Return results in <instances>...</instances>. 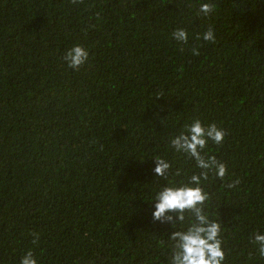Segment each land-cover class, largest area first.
Returning a JSON list of instances; mask_svg holds the SVG:
<instances>
[{"label": "trees", "instance_id": "obj_1", "mask_svg": "<svg viewBox=\"0 0 264 264\" xmlns=\"http://www.w3.org/2000/svg\"><path fill=\"white\" fill-rule=\"evenodd\" d=\"M197 119L209 169L173 144ZM194 175L223 264H264V0H0V264H170L194 213L155 197Z\"/></svg>", "mask_w": 264, "mask_h": 264}, {"label": "clouds", "instance_id": "obj_2", "mask_svg": "<svg viewBox=\"0 0 264 264\" xmlns=\"http://www.w3.org/2000/svg\"><path fill=\"white\" fill-rule=\"evenodd\" d=\"M211 10L208 3L200 4V12L204 15H208ZM173 38L179 42H187L188 33L184 29H177L173 33ZM203 39L205 41L213 40V32L211 30L205 32ZM193 54H198L195 49ZM88 59V50L80 45L68 49L64 55L67 66L72 69H78ZM209 140L220 144L224 140V132L215 124L205 127L197 119L187 127V134L182 133L173 140V144L196 158L200 168L209 169L215 164L214 158L205 161L200 157V150L206 146ZM168 167L167 163L158 159L154 171L157 175H163ZM225 171L223 164L216 165L217 176L223 177ZM191 182V185L165 187L155 197L153 216L156 219L165 216L166 213L176 212L178 213L177 218L183 221L185 211L194 213V218L189 220L185 231L173 233V239L178 240V250L172 254L170 264H223L224 252L218 239L220 225L210 221L198 207L208 199L207 194L200 187V177L192 176ZM32 235L33 242L39 239L38 233ZM255 240L260 245L261 254L264 255V234H256ZM20 264H37L32 251L26 252L21 257Z\"/></svg>", "mask_w": 264, "mask_h": 264}]
</instances>
